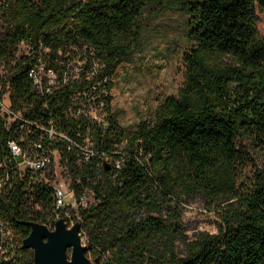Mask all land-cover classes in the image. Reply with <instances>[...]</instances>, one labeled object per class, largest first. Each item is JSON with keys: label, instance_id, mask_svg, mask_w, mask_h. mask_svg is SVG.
Returning a JSON list of instances; mask_svg holds the SVG:
<instances>
[{"label": "trees", "instance_id": "1", "mask_svg": "<svg viewBox=\"0 0 264 264\" xmlns=\"http://www.w3.org/2000/svg\"><path fill=\"white\" fill-rule=\"evenodd\" d=\"M149 1L0 0V84L11 107L42 127L51 152L45 178L55 179L56 156L75 194L92 196L73 211L88 238V257L100 264H264V163L241 184L236 169L244 159L242 140L264 155V36L256 14L264 0H157L184 16L191 44L183 56L185 78L150 119L126 129L111 111V91L116 68L141 44ZM21 43L31 51H20ZM38 58L55 73L52 83L42 75L40 88L29 77ZM70 60L82 63L74 70ZM80 107H104L102 121L77 114ZM49 128L74 143L49 139ZM8 138L19 134L0 116V159ZM84 151L94 154L86 158ZM26 185L17 180L0 193V219L17 242L14 259L0 264H33L32 249L22 248L27 222L48 226L53 214L51 186L39 188L38 212L24 204ZM201 191L235 201L219 213L217 232L183 238L179 251L180 238L163 211L172 197Z\"/></svg>", "mask_w": 264, "mask_h": 264}, {"label": "rangeland", "instance_id": "2", "mask_svg": "<svg viewBox=\"0 0 264 264\" xmlns=\"http://www.w3.org/2000/svg\"><path fill=\"white\" fill-rule=\"evenodd\" d=\"M158 8V10H156ZM257 29L264 36V11L256 9ZM144 29L141 44L129 62L116 68L115 86L111 91V111L118 123L126 128H134L141 120L150 119L156 107L169 95H175L185 78L183 56L191 44L184 37V16L167 7L162 8L157 0H150L143 14ZM82 62L70 60L71 67L77 69ZM244 159L236 165L239 183L248 182L255 166L261 167L264 155L258 145L249 140L241 141ZM54 184L63 186L68 192V184L61 175L55 156ZM88 203L92 196L88 194ZM228 196L211 199L204 192L181 193L168 200L163 214L170 218L173 234L180 238L178 250L184 246L182 239H193L199 232L215 233L220 222L219 213L226 208ZM83 243L88 238L83 235ZM90 258L91 253H90Z\"/></svg>", "mask_w": 264, "mask_h": 264}, {"label": "built area", "instance_id": "3", "mask_svg": "<svg viewBox=\"0 0 264 264\" xmlns=\"http://www.w3.org/2000/svg\"><path fill=\"white\" fill-rule=\"evenodd\" d=\"M20 51L25 53L31 51V46L21 43ZM45 75L51 83L55 79V73L51 68H45L41 58H38L29 69V77L33 86L41 87V77ZM83 112L90 120L101 122L104 117V107H80L77 114ZM0 116L3 117L7 129L19 134V138H8L5 141L6 153L0 159V193L8 190L14 181L27 182L24 189V204L29 211H42V201L39 197V188L43 183H48L52 188L53 214L49 220L48 227L53 228L56 220L62 218L68 227L77 222L80 217L77 212L79 208H85L89 204L88 194L82 193L79 196L68 185L66 193L63 186L54 184L45 178L46 171L51 163V152L44 149L42 127L37 123H31L23 118L21 112L11 107L10 96L7 87L0 84ZM29 125L35 128H29ZM35 133L32 136L23 135V131ZM47 137L52 139L56 135L60 138L71 141L66 135L57 133L53 128L46 130ZM26 137L28 144H23ZM85 141H89L86 137ZM74 143L73 141H71ZM85 157L94 154L93 151H84ZM119 167V162H115ZM55 178V168H54ZM68 184V183H67ZM17 251L16 234L7 221L0 219V260L9 261L14 259Z\"/></svg>", "mask_w": 264, "mask_h": 264}, {"label": "water", "instance_id": "4", "mask_svg": "<svg viewBox=\"0 0 264 264\" xmlns=\"http://www.w3.org/2000/svg\"><path fill=\"white\" fill-rule=\"evenodd\" d=\"M110 169L109 162L104 170ZM30 232L22 240V248L33 251V264H100V258L87 256L89 247L83 243L80 224L75 222L68 227L62 218L53 228L35 221H29Z\"/></svg>", "mask_w": 264, "mask_h": 264}]
</instances>
